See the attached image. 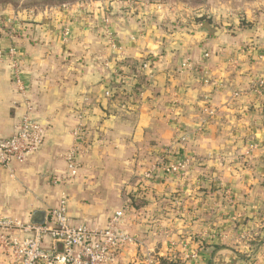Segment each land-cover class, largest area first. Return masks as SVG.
<instances>
[{
	"label": "crops",
	"instance_id": "obj_1",
	"mask_svg": "<svg viewBox=\"0 0 264 264\" xmlns=\"http://www.w3.org/2000/svg\"><path fill=\"white\" fill-rule=\"evenodd\" d=\"M116 7L105 5L87 15L64 10L58 22H51L44 12L20 15L17 20L10 13L0 21V51L16 48L27 89L23 96L14 82L11 62L6 56L0 59V136L17 133L28 113L27 99L32 118L45 127L41 150L23 164H13V174L0 167V221L31 229L22 232L14 226L0 233L18 241L34 237L35 228L48 225L63 201L70 227L102 230L126 206L120 227L135 243L117 249L108 264H144L148 253L166 257L180 251L185 264H209L207 251L196 243L173 247L179 230L177 226L173 230L152 198L148 197L144 210L131 206L129 195L142 185L143 171L135 163L151 151L143 149L144 142L151 141L153 151L160 152L175 147L180 137L197 157L204 158L225 151L243 153L255 145L258 149L249 153L251 164L262 162L264 15L256 29L246 32L236 30L231 22H217L218 26L198 22L187 30L179 26L169 32L164 27L168 22L158 24V16L148 12L151 7L137 6L135 12ZM63 25L71 30L69 40L61 35ZM148 56L151 86L136 96L142 83L130 65ZM117 93L129 97L121 103ZM80 113L88 131L81 139L89 146L76 157L78 177L67 181L65 156L73 146ZM224 167L217 162L209 170L225 174L214 189L248 208L252 219L264 205V170L251 167L249 182H239ZM157 172L150 185L158 191L177 189V181L165 177L163 170ZM254 173L263 175V184L254 180ZM187 191L182 186L183 194ZM217 197H208L206 203ZM215 203L219 206V201ZM159 220L167 222L164 231L157 228ZM43 249L62 254L64 245L46 236ZM188 251L199 253V258H188ZM13 252V247L0 243V264H18Z\"/></svg>",
	"mask_w": 264,
	"mask_h": 264
},
{
	"label": "rangeland",
	"instance_id": "obj_2",
	"mask_svg": "<svg viewBox=\"0 0 264 264\" xmlns=\"http://www.w3.org/2000/svg\"><path fill=\"white\" fill-rule=\"evenodd\" d=\"M117 4L118 7L121 5L127 6L133 12H135L137 6L151 7L148 12L158 16V24L163 23L164 25L165 22H168L164 27L169 32L179 26H183L187 30L189 25L198 23V18L201 17L210 18L212 20L211 25L217 22H231L234 27L242 18L253 19L254 14H252V11L264 10V0H71L65 3H61L59 0H0V21L2 22L5 19L2 16L4 17L10 13V15L17 17V20L20 15L25 17L28 14L36 15L44 12L51 22H58V19L61 18L59 14L64 10L70 13L74 10H81L84 12L83 14H86L87 11L88 13L94 12L105 5L112 8V6L116 7ZM117 9L116 7L115 11ZM66 26H62L61 35L68 29L70 32L69 37L64 39L69 40L72 37V33ZM139 63H142V59ZM143 63H148L151 66L150 61ZM104 66L108 68L109 63L104 62ZM149 70L143 69L142 75L149 78L148 74H152ZM145 72H147V75ZM139 76L140 74H138V78ZM257 86H260V83H256L255 87ZM136 94V96H139L138 92ZM179 139L177 145L173 146L174 148L166 146L160 152L153 151L155 146L151 141L144 142L142 145L143 149H150L151 154L147 152V155H143L140 162L135 163L143 171L139 175L141 184L154 183L155 178H158L157 171L159 169L167 173L168 176L165 177L169 179L172 177L174 182L177 181L179 183L177 184V189L167 191L176 193L173 199H164L157 202L150 194L145 196L141 194V197L136 201V205L133 206L132 201H130L131 206L135 209L144 210L148 207V204H145L148 201V197L152 198L157 203V208H160L159 213L163 215V218H167L168 222H172L170 226H173V230L177 226L179 235L181 232L187 234L186 237L180 235L173 247L176 245L183 248L187 246L188 248L189 245H186L187 243H196L200 248H203L204 252L207 251L210 261L212 260L216 264H234L235 260L236 264H264V244L259 249L255 243L260 240L259 238L262 236L260 232L264 228V205L261 208L259 207L257 215L250 219L251 215L248 213V208L235 205V201L231 196L227 195V193L221 194L220 189H214L213 185L215 182L224 180V171H221L222 173L217 172L216 175L213 171L209 172L218 162L220 166H227L228 170L232 171L231 176L238 179L239 182L245 180L249 182L251 167H258L264 170V158L262 162L256 163V166L251 164L252 155H249V153L252 154L258 148L253 145L250 150L248 147L247 151L243 153L230 152L228 154L225 151L222 155L213 156L215 158H204L197 157V154H194L193 147L185 145L184 138L180 137ZM179 164L184 167L178 171L167 172V169H171L174 166L177 168L176 166ZM260 174L254 173V180H258L259 183L263 184V175ZM182 186L188 190L185 194L182 192ZM205 187L208 188L206 192L203 191ZM214 195L219 197L206 203L207 198H211ZM216 201H219V206H216ZM169 214L172 216L171 218ZM232 214L237 215V219H231L230 215ZM12 223L13 225L8 230L15 226L19 231H24L21 226L25 225L16 222ZM156 223L157 228L164 231L167 222L159 220ZM161 230L157 231V233L162 232ZM3 234L8 237L4 232ZM201 234L205 237H202ZM157 236L159 237L160 235ZM194 237L197 239H194ZM198 240L208 244L215 242L219 247H222L213 256L211 252L214 249L207 245H202ZM176 254L183 259L185 257L181 251L176 252ZM161 258H165V256L156 257L153 253H148L144 263L154 261L159 264ZM170 258L172 257L170 256ZM188 258L196 260L199 258V253H189L188 251ZM240 258H243V260Z\"/></svg>",
	"mask_w": 264,
	"mask_h": 264
},
{
	"label": "built area",
	"instance_id": "obj_3",
	"mask_svg": "<svg viewBox=\"0 0 264 264\" xmlns=\"http://www.w3.org/2000/svg\"><path fill=\"white\" fill-rule=\"evenodd\" d=\"M69 30L64 31V38L69 37ZM7 57L13 69L14 82L18 91L26 96V86L21 80L20 63L17 58L16 48L0 51V59ZM208 54H206V57ZM148 71V63L142 65ZM147 75V72H146ZM150 77L152 75L148 74ZM27 99V98H26ZM28 113L21 120L17 133L12 137L0 136V167L7 168L13 174V164H23L28 156L37 153L45 144V127L35 121L31 116L32 106L27 99ZM78 125L73 130L74 143L65 156L67 161L66 180H75L78 177L76 157L84 152L81 145V134L83 131V115L78 116ZM177 168L167 169V172L178 171L184 166L179 164ZM127 210L123 206L115 212L108 226L102 230L90 229L86 226L77 228L70 227L67 218V206L63 201L60 207L52 212V220L48 225L35 228V236L21 241L6 237L0 233V243L6 247H13V255L18 264H37L40 261L53 262L55 264H108L117 249L127 244L135 243V239L121 229L123 217ZM13 223L7 220L0 221V231L11 228ZM21 226V225H18ZM26 232L31 226H21ZM49 236L53 241L64 245L62 254H51L43 249L44 238ZM144 264H158L149 261Z\"/></svg>",
	"mask_w": 264,
	"mask_h": 264
},
{
	"label": "trees",
	"instance_id": "obj_4",
	"mask_svg": "<svg viewBox=\"0 0 264 264\" xmlns=\"http://www.w3.org/2000/svg\"><path fill=\"white\" fill-rule=\"evenodd\" d=\"M59 1L61 3H65V2H69L71 0H59ZM252 14H254L253 19L249 18V20H248L247 18H242L241 20H239L237 25H235V28L239 29V31H241V32H246V31H249L251 29H256L258 27V19L261 15H264V10L254 11V12L252 11ZM2 18H4V17L2 16ZM198 22L212 24V20L210 18H205V17L198 18ZM216 24L217 23H215V25ZM216 26H218V25H216ZM260 46H261L262 52H264V41L262 43H260ZM248 48H249V46H248ZM257 51H260L258 47H257ZM205 57H206V55H205ZM150 60H152V59H151V57L148 56V57L142 58V63H135V64L130 65L132 72H134L135 74L137 73V75L140 74L139 78H140V83H142V85L139 88H137V92H139V93H142L144 91V89L151 86L149 78H146V76L142 75V73H141L143 71V67H142V65L144 64L143 62H147ZM116 95H117L116 98H118V100L121 103L126 101L129 97V94H126V93H117ZM86 132L88 133V131L86 129L84 130V127H83L82 133H86ZM81 142H82L81 145L83 147L89 146V144L84 142V140H82ZM207 190H208V188L205 187V189L203 191L206 192ZM141 194H143V196L150 194V196L154 197L157 202H160L164 199H166V200H168L170 198L173 199V197L175 196L176 193H171V192H167L164 190L158 191L157 189H155L154 186H152L150 184L142 183V185L140 187H138V189L134 193H131V195H129L131 198V201L133 203L132 204L133 206L136 205V201L139 199V197H141L140 196ZM145 201H147V200H145ZM146 203L147 202H145V204ZM168 208H170V206H168ZM136 210H138V209L136 208ZM263 231H264V228L260 232L262 235L259 238L260 240L255 242L256 245H258L259 249H260V246L262 244H264ZM180 235L185 236V237L187 236V234L185 232H181ZM194 239H197V238L194 237ZM198 241H200V243L202 245H207L208 247L213 248L214 250H212V252H211L213 256L215 255L216 251H218L222 247V246L219 247L217 245V243H215V242H211V244L210 243L208 244L207 242H201V240H198ZM171 257L172 258H170V256L165 257V258H161L159 264H185L186 263L183 258L178 257L177 254H175V253L172 254ZM240 259L243 260V258H240ZM41 262H43V261H40L37 264H40ZM209 264H216V263H213L211 260L209 262ZM249 264H251V263H249Z\"/></svg>",
	"mask_w": 264,
	"mask_h": 264
}]
</instances>
